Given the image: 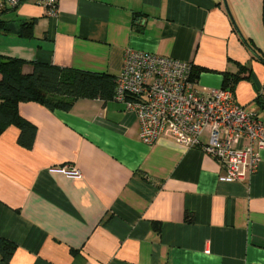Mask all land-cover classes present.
Masks as SVG:
<instances>
[{"label":"crops","instance_id":"obj_1","mask_svg":"<svg viewBox=\"0 0 264 264\" xmlns=\"http://www.w3.org/2000/svg\"><path fill=\"white\" fill-rule=\"evenodd\" d=\"M0 21V56L22 61V74L37 62L115 77L128 49L164 55L200 69L197 91L240 74L234 99L264 124L263 0H56L54 16L43 0H4ZM18 112L35 135L26 148L16 125L0 133L9 264H264V149L254 174L228 182L198 146L143 143L113 99Z\"/></svg>","mask_w":264,"mask_h":264},{"label":"built area","instance_id":"obj_2","mask_svg":"<svg viewBox=\"0 0 264 264\" xmlns=\"http://www.w3.org/2000/svg\"><path fill=\"white\" fill-rule=\"evenodd\" d=\"M21 1L5 3L15 7ZM43 1L46 15L54 16L56 0ZM191 76L189 62L128 49L114 77L112 99L135 115L143 143L167 138L187 148L198 146L222 168L223 181L240 180L243 170L254 174L264 149L263 122L235 101L231 89L197 91ZM60 171L80 177L74 168Z\"/></svg>","mask_w":264,"mask_h":264},{"label":"trees","instance_id":"obj_3","mask_svg":"<svg viewBox=\"0 0 264 264\" xmlns=\"http://www.w3.org/2000/svg\"><path fill=\"white\" fill-rule=\"evenodd\" d=\"M264 23V0H263ZM34 20L22 24V35L30 36ZM0 21V27H3ZM22 61L0 56V133L9 124L19 128L18 142L26 148L32 146L35 127L18 112L23 102H39L53 110H70L78 99L99 98L110 100L114 93V77L72 68L34 63L30 74L21 73ZM244 69V67L242 68ZM192 70V79L199 75ZM241 78L240 74H224L222 87L229 88ZM15 244L0 237V260L9 264Z\"/></svg>","mask_w":264,"mask_h":264},{"label":"water","instance_id":"obj_4","mask_svg":"<svg viewBox=\"0 0 264 264\" xmlns=\"http://www.w3.org/2000/svg\"><path fill=\"white\" fill-rule=\"evenodd\" d=\"M224 4H225V6H226V2L224 1ZM226 8H227V6H226ZM241 39L246 43V41L244 40V38L241 36Z\"/></svg>","mask_w":264,"mask_h":264},{"label":"rangeland","instance_id":"obj_5","mask_svg":"<svg viewBox=\"0 0 264 264\" xmlns=\"http://www.w3.org/2000/svg\"><path fill=\"white\" fill-rule=\"evenodd\" d=\"M3 3H4V0H0V5H3Z\"/></svg>","mask_w":264,"mask_h":264}]
</instances>
